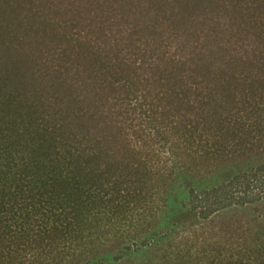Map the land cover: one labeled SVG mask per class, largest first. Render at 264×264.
Masks as SVG:
<instances>
[{
  "label": "trees",
  "instance_id": "obj_1",
  "mask_svg": "<svg viewBox=\"0 0 264 264\" xmlns=\"http://www.w3.org/2000/svg\"><path fill=\"white\" fill-rule=\"evenodd\" d=\"M174 200L196 225L250 215L174 243L151 224ZM111 239L153 264H264V0H0V264Z\"/></svg>",
  "mask_w": 264,
  "mask_h": 264
},
{
  "label": "rangeland",
  "instance_id": "obj_2",
  "mask_svg": "<svg viewBox=\"0 0 264 264\" xmlns=\"http://www.w3.org/2000/svg\"><path fill=\"white\" fill-rule=\"evenodd\" d=\"M261 165V164H260ZM243 169L245 168V165L243 164L241 166ZM247 169V168H246ZM245 169V170H246ZM218 171V173L214 174V181L213 179L208 180L206 183L197 184L196 187L198 189H202L204 187H210V186H218L222 180H224V175H222V172ZM247 171V170H246ZM176 201L174 200V203L171 204L170 210L167 212L164 210V212H158L155 215V218L152 220L151 224H154L158 221L159 218H171V222L173 224H176L178 226L177 232H171L169 238L175 239L174 243L177 241H183L184 237L195 235L199 240L206 239L212 235L213 238H217L216 234L223 235L226 234L224 238L226 240L231 241L233 234L236 232V223L237 222H243L250 213L246 210L241 209H229L226 210L223 209L221 213L218 215L217 218L211 219L209 222L205 223H199L196 225V223L193 222V217L188 214L185 211H180L178 208L175 207ZM260 206H263L261 204ZM259 206V207H260ZM192 226V227H190ZM181 236H184L182 239L178 240ZM107 237V236H106ZM236 237V236H235ZM103 238L101 239V241ZM181 248H184L183 244H179ZM124 247V244L121 243L119 240H109L105 242V245L101 244H95L94 247H92L88 253H85L82 257L78 259H71V257L67 260L65 264H153L155 261L158 260L160 251H149V252H139V253H129L125 254V251L122 250ZM58 264V263H55ZM63 264V263H62Z\"/></svg>",
  "mask_w": 264,
  "mask_h": 264
}]
</instances>
